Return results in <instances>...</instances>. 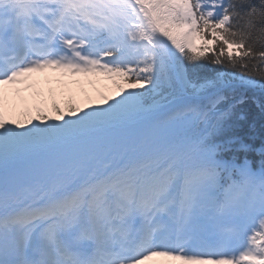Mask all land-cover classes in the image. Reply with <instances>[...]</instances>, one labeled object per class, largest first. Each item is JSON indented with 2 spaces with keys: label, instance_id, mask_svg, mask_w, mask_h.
Instances as JSON below:
<instances>
[{
  "label": "snow or ice",
  "instance_id": "snow-or-ice-1",
  "mask_svg": "<svg viewBox=\"0 0 264 264\" xmlns=\"http://www.w3.org/2000/svg\"><path fill=\"white\" fill-rule=\"evenodd\" d=\"M48 72L116 90L17 111ZM237 89L264 93V0H0V264H264Z\"/></svg>",
  "mask_w": 264,
  "mask_h": 264
},
{
  "label": "rangeland",
  "instance_id": "rangeland-1",
  "mask_svg": "<svg viewBox=\"0 0 264 264\" xmlns=\"http://www.w3.org/2000/svg\"><path fill=\"white\" fill-rule=\"evenodd\" d=\"M33 83H34V87L32 88H28L26 90H23L20 92L19 96H16L15 98L17 99V105L16 108L18 110L20 104H23V109L28 108V104L26 102V99L24 97H21V95H25L27 98L28 102H31V99H36V91L39 88V86L41 87V89H43V91H45L47 94L48 92V83L42 78H33ZM22 89L24 88L23 85L19 86ZM115 88V85L113 84L112 81H102V82H97L95 85H90V84H84L82 86H80L77 88L78 92L76 94V101L78 103V105L83 106L87 101L91 100V102L93 103L94 98L95 97H101V95H109V92H113ZM41 89L39 88V93H42ZM111 90V91H110ZM26 102V103H24Z\"/></svg>",
  "mask_w": 264,
  "mask_h": 264
},
{
  "label": "trees",
  "instance_id": "trees-1",
  "mask_svg": "<svg viewBox=\"0 0 264 264\" xmlns=\"http://www.w3.org/2000/svg\"><path fill=\"white\" fill-rule=\"evenodd\" d=\"M246 91L244 96L243 104L248 106L249 114H243L245 121L244 133L250 135H257L264 132V109L259 105H264V94H257L249 89H244ZM61 104L64 107L67 103L72 102L70 96L66 95L64 91H60ZM241 91L235 93V95L240 96ZM240 123V122H239ZM229 127V126H228ZM227 130V129H226Z\"/></svg>",
  "mask_w": 264,
  "mask_h": 264
},
{
  "label": "bare ground",
  "instance_id": "bare-ground-1",
  "mask_svg": "<svg viewBox=\"0 0 264 264\" xmlns=\"http://www.w3.org/2000/svg\"><path fill=\"white\" fill-rule=\"evenodd\" d=\"M115 90H116L115 88H114V91H113V92L110 90L111 92H109L108 94H109V95L114 94V93H115ZM99 100H100L99 97H95L93 103H98ZM12 102L16 105V103H17V99L14 98Z\"/></svg>",
  "mask_w": 264,
  "mask_h": 264
}]
</instances>
